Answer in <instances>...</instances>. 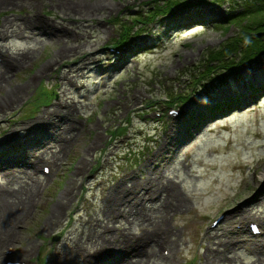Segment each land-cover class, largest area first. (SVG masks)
Instances as JSON below:
<instances>
[{"label":"rangeland","instance_id":"rangeland-1","mask_svg":"<svg viewBox=\"0 0 264 264\" xmlns=\"http://www.w3.org/2000/svg\"><path fill=\"white\" fill-rule=\"evenodd\" d=\"M245 3V0H182L172 10L158 13L153 22L146 18L156 11L157 0H8L0 8V23L6 16L19 17V22L20 16H28L33 22L41 7L47 13L45 20H37L45 28V34L39 33V39L45 44L40 43L28 66L20 70L13 66L15 70L11 71L13 81L24 84L25 88L13 98L12 104L0 109V164L7 166L9 159L21 156L49 163L56 171L48 179L42 173L29 170L41 183L32 199L38 201L37 207L31 206L29 210L23 207L16 216L18 220L10 222L16 223V231H12L11 243L2 246L4 254L14 250L8 254L11 259L25 260L26 264H55L57 260L75 258L79 246L82 248L76 256L79 261L90 258L93 250L102 255L108 247L115 249L111 256L115 261L122 252L138 248L141 252L132 259L134 262L145 258L144 247L149 250L145 244L150 245V238H156L154 234L159 231L173 241L172 258H166V264H214L209 259L210 251L215 254L212 248L222 239L219 235L224 226L256 217L264 227V198L261 197L264 191V177H261L264 78L247 74L239 79L245 71H257L264 65V54L231 72L215 69L203 84L194 86L190 82L195 67L203 66L206 51L240 35V25L233 23V18L244 14ZM101 5L104 7L97 8ZM199 9L200 13L191 16L193 19L173 21ZM138 17L141 21L136 24L138 29L132 31L129 44L123 47L124 56L110 54L105 46L124 29L122 23ZM45 21L50 24L46 25ZM105 26L114 30L110 41ZM76 33L79 37L74 40ZM5 39L1 38L0 44L6 45L12 54L36 45L19 35ZM84 43L92 44V48L88 49ZM61 47H68V52H61ZM5 52L0 51V57ZM108 60L113 63L103 83L99 68ZM33 73H38L40 80H32ZM237 79L249 95L258 93L251 102L241 101ZM5 90H0V97ZM204 91L211 96L210 100ZM169 94L182 97L191 94L190 101L181 103L191 114L203 100L207 106L201 114L203 118L183 122L190 138L179 145L180 155L167 171L169 178L180 182L181 189H177L180 201L173 198L172 202H166L171 207L167 213L162 209L157 219L144 221L140 226L136 222L135 233L130 236L126 230L129 215L123 216L121 211L114 213L118 217L107 214L111 212L112 194L116 192L112 188L126 173L137 172L140 180L146 177L147 157L160 146L176 121L154 118V108L159 104L157 108H163L161 103L169 100ZM222 99L231 100L230 108L214 114L209 112V107L213 110L212 101ZM43 100L49 103L43 106ZM50 112L52 130L31 133L29 142L34 145H29L24 139L25 126L40 121ZM205 121L207 125L200 132L192 133L193 124ZM123 135L130 138L123 141L127 138ZM185 135L179 134L174 144L187 138ZM18 141H22L23 148L15 152L13 145ZM4 142L7 144L3 145ZM38 146L47 148L43 157L39 150L35 151ZM156 161L161 162V158ZM0 182H5V178L0 177ZM126 184L130 185V180ZM60 200L66 204H59ZM162 202L165 203L164 195L157 202L145 205L158 206ZM248 202L252 204L246 207L250 216L237 215L227 222L220 220L219 229L213 227L210 231L211 224L221 214L223 219ZM142 229H148L149 238L141 235ZM71 247L75 248L74 252L66 254ZM237 253L240 257L232 264L259 263L249 245ZM150 258V264L160 261ZM3 259L0 257V263Z\"/></svg>","mask_w":264,"mask_h":264},{"label":"bare ground","instance_id":"bare-ground-1","mask_svg":"<svg viewBox=\"0 0 264 264\" xmlns=\"http://www.w3.org/2000/svg\"><path fill=\"white\" fill-rule=\"evenodd\" d=\"M6 2H8V0H0V8L5 6ZM103 7L104 6L101 5V7H97V8L101 9ZM200 11L201 9L190 11L186 14L176 17V19H173V21L190 18L191 16H194L195 14L200 13ZM20 18H21V22H19V17H10V16H6L2 20V22L0 23V26H1L0 27V39L4 38V40H6L5 38L9 36L19 35V36H22L23 39H26L28 42H35L36 45L35 47H27L21 52L12 54V52H10L9 48L6 45L0 44V51L2 50L6 51L4 55L1 56L3 57V60L0 61V90L5 89V88L7 89L4 91V94L0 97V109H3L4 106H6L8 103L14 102L13 98L19 96L25 88L24 84L15 83L13 81L14 75H11V71L15 70L13 69V66L16 67V70L17 69L20 70L22 67L28 66L31 58L35 56L34 53H36L38 48L40 47V43L45 44V42H41V40L39 39L40 37L39 33L43 34L45 30L44 26H42L40 23L37 22V20L39 19L35 18V20H32L33 22H31L30 19H32V17L20 16ZM190 19H193V17H191ZM185 20H189V19H185ZM78 37H79V34L76 33L74 34L73 38L76 40ZM91 45L92 44L87 45V43H84V46L88 47V49L92 48ZM60 51L67 53L68 47H61ZM29 54H33V55H29ZM124 54H125V51L121 52L119 54V58H122ZM5 55H7L8 58H4ZM111 65L112 64H109L108 66H106V68L107 67L110 68ZM106 68L104 66L99 68V72L106 71L107 70ZM247 74L252 75L254 78H259V79L264 78V65H260L257 71L256 70L245 71L244 73L241 74L239 79H243V77L247 76ZM39 76L40 75L38 73H33L31 78L32 80L33 79L40 80ZM65 78L67 79V76H64V79ZM239 79L235 80V82L239 87L241 101L251 102V100L256 98V95L258 93L255 91L254 94L251 93L249 95V91L245 90V88L243 87V84L239 86V82H238ZM68 82H70L69 79H68ZM255 82L258 83V80ZM222 92L227 97H229L225 89H223ZM205 106H207V101L204 102L203 100L202 102L199 103V105H197V108L199 107V109L196 110L195 112H205V109H206ZM52 113L54 112L52 111ZM52 113L51 112L46 113L47 116L44 115L40 119V121H35V122H32L30 125L27 124L25 126L24 130H27V132L24 134V137H25L24 139H26L27 143L31 139L30 137L31 133L40 134V133H36V131L48 132L49 130L50 131L52 130L53 128V125H52L53 120L51 119ZM206 125H207L206 121L203 123L193 124L191 126L192 133L195 134V133L200 132ZM13 132L16 133V135H18L17 130H13ZM192 133H189V134L191 135ZM179 134L180 135L186 134L185 125L183 123V117L176 119L175 123L172 125V128L170 129L169 134L165 137L164 141L154 151L153 154L147 157L146 165H145L147 169L146 177L140 180L137 172L126 173L122 177V181L117 182L112 188V192L114 190H116V192L112 194V200H111L112 204L110 205L111 212L107 214L110 216V214L112 213V216L118 217L115 214L121 211L123 212V216L129 215L131 218L127 220L129 227H126V230L127 232L129 231L128 234H131L130 236H132L135 233L133 232V230L135 228L134 225L136 222H137L136 224H139L140 226L141 223L144 221L157 219L160 217V212L162 211V209L164 213H167L169 208L171 207V205L168 203L166 204V202H168L169 200L172 202L173 198L180 201L179 192L177 190L178 187L181 189L180 182L176 181L174 178H169L167 175V171H170L171 169L172 162H174L175 161L174 159H176L180 155L179 145H184L186 141L190 138V136L189 135L187 136L186 134L185 136H187V138L182 139L181 142L174 144L175 142H177ZM5 144L7 143L4 142L3 145ZM173 144H174V149L170 150V146L171 145L173 146ZM29 145H34V144L29 142ZM175 145L177 147H175ZM22 148H23L22 141L21 142L18 141V147H15L14 151L17 150L15 152H18ZM38 150H39L41 157H43L47 153V148L38 146L35 149V151L38 152ZM11 155L13 156L14 154H11ZM36 155L37 154L34 152L33 156H36ZM20 158L22 157L20 156L16 158L14 161L17 162V160ZM159 158H161V162L157 163L156 160ZM24 160L27 161L24 163L27 164V166L29 167L33 166L31 164L33 161L38 162L36 160H31V159H24ZM8 161L9 162L7 166L3 165L5 166V168L8 167V169L7 170L4 169L3 171L0 170V177L5 178V182L3 183L0 182V257L4 258L3 261H6L8 257L4 255L2 246H4L5 244L11 243V240L13 239V233L14 231H16V227H15L16 223L13 224V222H16L18 220L16 216L20 213V210L23 207L27 206L29 210L31 206L37 205L38 201L32 200V199L36 196L35 190L41 186L40 181H38L37 179H34L29 170L28 172L27 169L22 168V167L17 169L15 167V164H13L14 162L13 160L9 159ZM4 163L6 162L4 161ZM0 166L2 165L0 164ZM54 173L55 171L52 170V176H54ZM49 174H51V172H49ZM261 177L262 178L264 177V171L261 172ZM26 178L30 179V181H28V179ZM126 180H130V185L126 184ZM13 184H18V186L13 187ZM140 188L143 190H141ZM5 195L6 197H4ZM163 195L165 198V203L162 202L158 206L145 205L146 203L153 204L157 202V200L161 199ZM261 197L264 198V191ZM59 204L64 205L66 204V202L60 200ZM250 204L251 202H248L247 204H244L243 206L232 210L226 217L221 219L220 222H227L228 219L230 220L231 218L237 215H241L242 217L250 216V215H247L248 210L246 208L248 207V205L250 206ZM113 205H115V207ZM177 208H179V206H177ZM250 219L251 218H246L245 220L240 219L239 220L240 222L243 221L242 223L243 226L239 229L237 226H235L237 222L228 224L226 227L224 226L223 229H220L222 231L219 237H222V239H219V241L216 242L217 246L212 248L215 254L210 251L209 259L214 264H223L221 260L229 261L230 264H232V261H236L240 257L238 256L237 250L242 249L246 247L247 245H249L252 248V254L257 256L256 260H259L258 264H264V263H261L262 261H264V258H263L264 254H262L264 253V244L259 240H256L257 243L254 240H251L249 242L247 239L242 237L243 235L247 233V230L245 229L247 227H245L244 223L249 222ZM11 221H13L12 224H10ZM158 224L159 223H157L156 225ZM7 227H11V228L8 231L5 230L4 232L3 229H7ZM215 229L218 230L219 227L216 225ZM142 230L144 232L142 231L141 235L145 234L143 236L148 237L149 235L148 229H145V230L142 229ZM210 231H212V228L210 229ZM157 233L159 234V231L156 232L154 236L158 240H156V238H152L151 240L150 238L149 240L150 245L147 244L149 247L150 254L144 253L145 258H142L141 260L132 262V259L131 260L130 259H126V260L118 259L119 261L117 260L112 261L111 256L113 255V253H115V249L113 247L112 248L108 247L109 250L107 251L103 250L102 255H99L96 259H93L91 257L85 258L82 260L83 261L82 262L76 258V256L79 254V250L82 251L81 246H79V248L77 247L78 249L74 253V257L76 259L72 258V260H57L55 264H65V263H69V264H79V263H82V264H150L151 256L155 257L156 260H160L158 264H166L165 263L167 261L166 258L168 259L172 258L173 249L171 247V244H173V241L169 240L167 237H164L160 234L158 235ZM128 234H126V237L128 236ZM74 250L75 248L71 247L70 249L67 250L66 254L70 255L71 253L74 252ZM158 251L161 252V255H158ZM99 258H100V262H97ZM67 259H69V257ZM172 261L174 260H170V262Z\"/></svg>","mask_w":264,"mask_h":264},{"label":"trees","instance_id":"trees-1","mask_svg":"<svg viewBox=\"0 0 264 264\" xmlns=\"http://www.w3.org/2000/svg\"><path fill=\"white\" fill-rule=\"evenodd\" d=\"M173 1L174 0H170L169 5H172ZM176 3L177 2H175V4ZM169 5H167V7H169ZM158 6L160 7L161 4L159 3ZM156 14V11L152 12L148 15V18L154 20ZM235 22L241 27L242 34L240 37L230 40L216 49L215 52L218 53V55L213 52H208L210 55L212 54L211 61L220 62V68L223 69L226 68L229 63H235L237 57L243 62L244 60H250L254 55L257 57L259 54L264 53V35H258L259 31L264 30V0H247L244 14L241 15L240 18H233V23ZM127 27L129 30L131 29L130 25ZM245 37H247L246 40L244 39ZM127 38L128 33L122 32L118 42H125ZM205 67L206 69L199 73L200 79H205L212 72V67L208 63ZM177 98L179 97L174 96L173 100ZM218 106H220V104Z\"/></svg>","mask_w":264,"mask_h":264},{"label":"water","instance_id":"water-1","mask_svg":"<svg viewBox=\"0 0 264 264\" xmlns=\"http://www.w3.org/2000/svg\"><path fill=\"white\" fill-rule=\"evenodd\" d=\"M259 34H260V35H261V34H264V31H263V32H260Z\"/></svg>","mask_w":264,"mask_h":264}]
</instances>
